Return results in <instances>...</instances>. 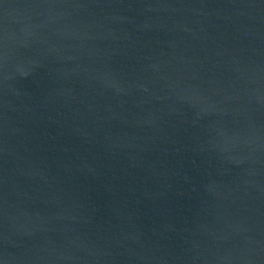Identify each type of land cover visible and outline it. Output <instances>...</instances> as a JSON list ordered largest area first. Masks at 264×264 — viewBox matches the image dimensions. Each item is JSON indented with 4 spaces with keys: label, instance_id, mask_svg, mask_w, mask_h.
I'll list each match as a JSON object with an SVG mask.
<instances>
[{
    "label": "water",
    "instance_id": "95a60500",
    "mask_svg": "<svg viewBox=\"0 0 264 264\" xmlns=\"http://www.w3.org/2000/svg\"><path fill=\"white\" fill-rule=\"evenodd\" d=\"M0 264H264V0H0Z\"/></svg>",
    "mask_w": 264,
    "mask_h": 264
}]
</instances>
